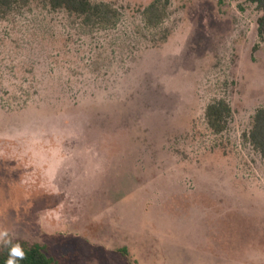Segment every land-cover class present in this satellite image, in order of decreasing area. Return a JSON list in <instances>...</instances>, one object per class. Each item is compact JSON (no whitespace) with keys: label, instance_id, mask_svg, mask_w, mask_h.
Returning a JSON list of instances; mask_svg holds the SVG:
<instances>
[{"label":"rangeland","instance_id":"rangeland-1","mask_svg":"<svg viewBox=\"0 0 264 264\" xmlns=\"http://www.w3.org/2000/svg\"><path fill=\"white\" fill-rule=\"evenodd\" d=\"M30 0L0 15V229L59 264H264L261 11L249 0ZM232 108L216 133L208 105Z\"/></svg>","mask_w":264,"mask_h":264},{"label":"trees","instance_id":"trees-1","mask_svg":"<svg viewBox=\"0 0 264 264\" xmlns=\"http://www.w3.org/2000/svg\"><path fill=\"white\" fill-rule=\"evenodd\" d=\"M30 0H0V15L4 16L18 6H24ZM54 11L65 10L71 15L78 16L83 25L91 28L114 26L119 18V11L107 2L95 3L92 0H46ZM261 11L258 18V34L264 39V0H249ZM166 3L154 0L145 9V22L149 27H157L165 18ZM209 126L216 133L227 130L232 118V108L228 101L219 99L210 103L206 109ZM244 139L264 158V106L256 110L253 115L252 126ZM22 244L27 258L19 264H59L51 257L47 248L41 244H31L22 240H15ZM7 249L0 247V264H5Z\"/></svg>","mask_w":264,"mask_h":264},{"label":"clouds","instance_id":"clouds-1","mask_svg":"<svg viewBox=\"0 0 264 264\" xmlns=\"http://www.w3.org/2000/svg\"><path fill=\"white\" fill-rule=\"evenodd\" d=\"M0 247L7 249L5 264H19L27 258V253L22 244L15 241L7 228L0 229Z\"/></svg>","mask_w":264,"mask_h":264}]
</instances>
